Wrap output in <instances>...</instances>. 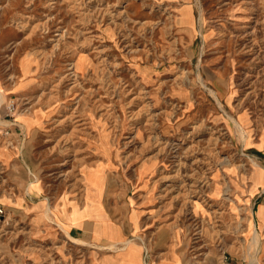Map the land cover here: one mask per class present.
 I'll list each match as a JSON object with an SVG mask.
<instances>
[{
  "label": "rangeland",
  "instance_id": "374dc122",
  "mask_svg": "<svg viewBox=\"0 0 264 264\" xmlns=\"http://www.w3.org/2000/svg\"><path fill=\"white\" fill-rule=\"evenodd\" d=\"M2 94L0 264H264V0H0Z\"/></svg>",
  "mask_w": 264,
  "mask_h": 264
},
{
  "label": "crops",
  "instance_id": "0c3cea01",
  "mask_svg": "<svg viewBox=\"0 0 264 264\" xmlns=\"http://www.w3.org/2000/svg\"><path fill=\"white\" fill-rule=\"evenodd\" d=\"M186 13L191 14L187 21L192 23L193 16L192 10L190 6L187 7ZM109 217V216H108ZM83 222L81 224H75L70 227V233H78L76 231L81 229L83 226ZM126 239V235L124 230L116 223H109L108 226L97 224L93 225V233L91 236V242L94 245L92 248L95 249L92 256H88L84 264H186L181 255L177 252H173L169 249H165L159 252H153L149 250L147 247L144 249L138 243H134V248L131 250L125 251V256L123 253L115 251L110 254L109 257L96 256L95 252L101 251L99 248L110 247L112 248V243L122 242ZM120 245V244H119ZM116 247H113L115 249ZM119 248V247H118ZM121 249V248H120ZM121 255V257L119 256ZM210 263V262H209ZM210 264H221V260L218 263H210Z\"/></svg>",
  "mask_w": 264,
  "mask_h": 264
},
{
  "label": "bare ground",
  "instance_id": "6f19581e",
  "mask_svg": "<svg viewBox=\"0 0 264 264\" xmlns=\"http://www.w3.org/2000/svg\"><path fill=\"white\" fill-rule=\"evenodd\" d=\"M190 17V14L189 13H184L183 14V18H184V21H187V18H189ZM8 98V97H7ZM5 99H6V96L5 95H3L2 94V101L0 102V103H2L3 101H5ZM1 105V104H0ZM21 117V116H20ZM25 118V117H24ZM27 119V118H26ZM25 120V119H24ZM34 120V119H33ZM26 123V122H25ZM19 124L20 125H23L22 123H20L19 122ZM235 124H236V126H237V128H238V131H241V132H243V140H245L246 139V133H245V131H244V129L240 126V123L238 122V121H235ZM248 136V135H247ZM244 142V141H243ZM248 142V141H247ZM257 164V163H256ZM256 175V181L258 182V181H261L262 180V174H261V172H260V170L259 169H257L256 170V173H255ZM254 178V179H255ZM50 209V208H49ZM47 210V209H46ZM47 212V211H46ZM51 212V211H50ZM50 215V214H49ZM53 218V217H52ZM59 225V224H58Z\"/></svg>",
  "mask_w": 264,
  "mask_h": 264
},
{
  "label": "built area",
  "instance_id": "2783aa9c",
  "mask_svg": "<svg viewBox=\"0 0 264 264\" xmlns=\"http://www.w3.org/2000/svg\"><path fill=\"white\" fill-rule=\"evenodd\" d=\"M3 212H4L3 209L0 207V214H2ZM189 264H210V263L206 262L205 260H198L195 258ZM221 264H233V263L230 262L226 256H223L221 259Z\"/></svg>",
  "mask_w": 264,
  "mask_h": 264
}]
</instances>
